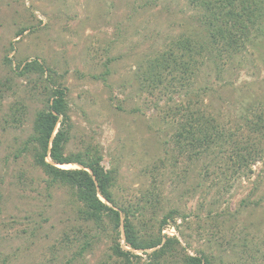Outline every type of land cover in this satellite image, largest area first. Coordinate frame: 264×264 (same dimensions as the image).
Returning a JSON list of instances; mask_svg holds the SVG:
<instances>
[{
    "label": "rangeland",
    "instance_id": "rangeland-1",
    "mask_svg": "<svg viewBox=\"0 0 264 264\" xmlns=\"http://www.w3.org/2000/svg\"><path fill=\"white\" fill-rule=\"evenodd\" d=\"M204 33L188 0H0V82H9L0 91V264H120L108 219L82 220L69 190L49 185L24 149L41 96L33 76L14 69L33 58L66 86L68 148L98 145L104 167L116 170L118 202L134 205L156 186L159 204L137 218L175 208L184 218L162 233L176 235L187 253H203L213 264H264V161L238 173L210 164L208 175V158L175 162L176 122L167 117L175 105L192 102L227 127L243 124V115L253 118L251 111L264 106V36L230 55L198 57L188 87L162 93L138 78L176 39ZM15 103L25 109L20 122L10 118ZM248 131L241 129L243 136ZM84 241L90 245L81 250ZM119 243L128 249L121 224ZM136 253L141 259L132 263L146 261ZM174 260L166 264H182Z\"/></svg>",
    "mask_w": 264,
    "mask_h": 264
},
{
    "label": "trees",
    "instance_id": "trees-1",
    "mask_svg": "<svg viewBox=\"0 0 264 264\" xmlns=\"http://www.w3.org/2000/svg\"><path fill=\"white\" fill-rule=\"evenodd\" d=\"M188 2L199 10L205 33L202 37L176 39L166 50L150 58L138 74L142 87L149 86L151 90L157 89L162 93L188 87L198 75V57L210 53L221 57L230 55L253 45L257 36H264V0ZM26 29L28 26L20 28L16 36ZM5 59L10 61L7 56ZM14 71L18 76H33V85L41 96V106L35 110L24 149L30 152L34 165L42 170L49 185L58 184L69 190L78 203L77 214L82 220L100 225L104 218L108 219L116 236L110 247L120 258V264H166L167 257L182 264H213L203 253H187L176 235L162 233V229L173 226L178 217L184 218L177 214L175 208H170L160 218L155 211H151L148 218L136 217H143L142 211L148 210V205L155 209L159 204V195L154 190L156 186L147 191L146 199L140 198L142 200L134 205H124L113 194L116 170L104 167L98 145L87 143L75 150L68 148L71 118L67 91L52 68L33 58L17 62ZM8 83L7 80L0 82L1 93L9 89ZM16 104L12 106L15 112L10 118L20 122L25 109ZM192 104H177L167 114L176 122L173 134L175 162L181 156L191 161L208 158L204 166L205 175H208L210 164L220 168L223 162L226 169L238 173L250 171L258 159L264 161V106L251 111L253 118L243 115V124L231 128L210 113L200 108L193 109ZM244 125L249 129L245 136L241 132ZM63 164L79 167H60ZM262 175L264 178V173ZM134 219H137V224ZM120 224L123 226L124 245L128 249L119 243ZM89 245L90 241H84L80 249L85 250ZM136 251H141L146 261L132 263L131 258L141 259Z\"/></svg>",
    "mask_w": 264,
    "mask_h": 264
},
{
    "label": "water",
    "instance_id": "water-1",
    "mask_svg": "<svg viewBox=\"0 0 264 264\" xmlns=\"http://www.w3.org/2000/svg\"><path fill=\"white\" fill-rule=\"evenodd\" d=\"M76 166H78V165H76ZM79 167V166H78Z\"/></svg>",
    "mask_w": 264,
    "mask_h": 264
}]
</instances>
